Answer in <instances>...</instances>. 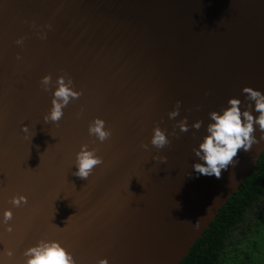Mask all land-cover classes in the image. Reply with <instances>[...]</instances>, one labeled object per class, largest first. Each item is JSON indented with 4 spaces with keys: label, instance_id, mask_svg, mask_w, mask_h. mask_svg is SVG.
<instances>
[{
    "label": "water",
    "instance_id": "95a60500",
    "mask_svg": "<svg viewBox=\"0 0 264 264\" xmlns=\"http://www.w3.org/2000/svg\"><path fill=\"white\" fill-rule=\"evenodd\" d=\"M59 75L82 95L45 124ZM245 86L264 92V0H0V213L13 212L0 259L55 239L76 264H181L264 152V140L239 151L220 179L191 167L208 113ZM95 118L112 133L103 143L88 134ZM81 145L104 161L87 180L72 175Z\"/></svg>",
    "mask_w": 264,
    "mask_h": 264
},
{
    "label": "clouds",
    "instance_id": "9594fccd",
    "mask_svg": "<svg viewBox=\"0 0 264 264\" xmlns=\"http://www.w3.org/2000/svg\"><path fill=\"white\" fill-rule=\"evenodd\" d=\"M46 38L44 35L41 39ZM15 43L23 44V37L18 38ZM20 57L17 56V59ZM45 91L49 90L52 84L51 75H44L40 80ZM244 94V101L238 97H231L227 105L219 111L208 113L209 123L206 125L205 134L193 148L196 161L192 163L193 171L198 175L221 178L222 171L227 172L229 166L235 167L238 160L239 151L248 152L254 144L264 140V92L258 89L245 86L241 90ZM82 95L74 87L71 77L59 75L55 80V87L51 89V107L44 115V123H58L64 116V109L70 102L75 101ZM245 101L247 103H245ZM180 114V102L168 113L169 119H175ZM203 121L197 120L192 123L191 128L199 130ZM176 126L180 132L189 131L187 117L177 121ZM21 131L27 133L28 125H22ZM259 132V138L255 133ZM88 134L94 136L98 141L103 143L112 135L111 131L106 128L105 121L101 118H95L88 125ZM168 134L159 127L153 129L150 138V145L162 149L169 144ZM147 149L148 145H142ZM159 159L161 162L166 161V157H153V160ZM103 158L96 154L95 149H90L87 145H81L79 151L75 153L73 167L75 171L72 175L87 180L92 174L94 168L103 164ZM10 203L13 207H20L27 204V197L23 195L12 196ZM13 212L11 209H5L0 213V225H5L4 231L13 232V226L8 222L12 220ZM8 257L14 255L13 251L6 252ZM22 260L19 264H76V260L58 240L41 239L35 244L25 248L21 253ZM0 264L4 260L0 259ZM97 264H109L108 258L105 257Z\"/></svg>",
    "mask_w": 264,
    "mask_h": 264
},
{
    "label": "trees",
    "instance_id": "16d2710c",
    "mask_svg": "<svg viewBox=\"0 0 264 264\" xmlns=\"http://www.w3.org/2000/svg\"><path fill=\"white\" fill-rule=\"evenodd\" d=\"M181 264H264V152Z\"/></svg>",
    "mask_w": 264,
    "mask_h": 264
}]
</instances>
